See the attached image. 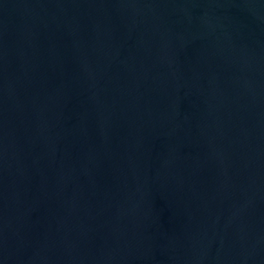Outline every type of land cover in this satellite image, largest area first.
Instances as JSON below:
<instances>
[{
    "label": "water",
    "instance_id": "water-1",
    "mask_svg": "<svg viewBox=\"0 0 264 264\" xmlns=\"http://www.w3.org/2000/svg\"><path fill=\"white\" fill-rule=\"evenodd\" d=\"M0 264H264V0H0Z\"/></svg>",
    "mask_w": 264,
    "mask_h": 264
}]
</instances>
